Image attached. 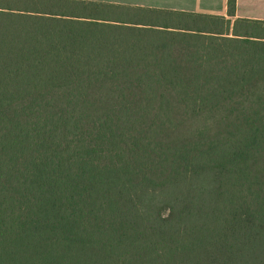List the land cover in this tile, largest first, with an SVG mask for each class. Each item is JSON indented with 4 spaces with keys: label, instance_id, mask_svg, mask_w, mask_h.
Wrapping results in <instances>:
<instances>
[{
    "label": "trees",
    "instance_id": "trees-1",
    "mask_svg": "<svg viewBox=\"0 0 264 264\" xmlns=\"http://www.w3.org/2000/svg\"><path fill=\"white\" fill-rule=\"evenodd\" d=\"M0 264H264V21L0 0Z\"/></svg>",
    "mask_w": 264,
    "mask_h": 264
},
{
    "label": "crops",
    "instance_id": "crops-1",
    "mask_svg": "<svg viewBox=\"0 0 264 264\" xmlns=\"http://www.w3.org/2000/svg\"><path fill=\"white\" fill-rule=\"evenodd\" d=\"M105 7H132L225 16L232 21H264V0H237L235 16L227 15L228 0H75Z\"/></svg>",
    "mask_w": 264,
    "mask_h": 264
}]
</instances>
